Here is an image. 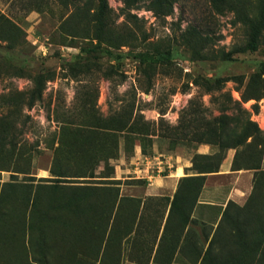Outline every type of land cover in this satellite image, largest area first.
<instances>
[{
  "label": "rangeland",
  "instance_id": "obj_1",
  "mask_svg": "<svg viewBox=\"0 0 264 264\" xmlns=\"http://www.w3.org/2000/svg\"><path fill=\"white\" fill-rule=\"evenodd\" d=\"M127 259L264 264V0H0V264Z\"/></svg>",
  "mask_w": 264,
  "mask_h": 264
},
{
  "label": "trees",
  "instance_id": "obj_2",
  "mask_svg": "<svg viewBox=\"0 0 264 264\" xmlns=\"http://www.w3.org/2000/svg\"><path fill=\"white\" fill-rule=\"evenodd\" d=\"M106 7V0H100V8L104 9ZM257 27V26H256ZM253 29V32L251 33L250 39L247 42V46L250 50H253L255 48L256 40H257V28ZM162 58V57H159Z\"/></svg>",
  "mask_w": 264,
  "mask_h": 264
},
{
  "label": "crops",
  "instance_id": "obj_3",
  "mask_svg": "<svg viewBox=\"0 0 264 264\" xmlns=\"http://www.w3.org/2000/svg\"><path fill=\"white\" fill-rule=\"evenodd\" d=\"M176 177H174L173 179H169L168 181H167V186L169 187L170 186V188H172L173 187V185H174V183H175V181H176V179H175ZM164 190H167V188H165ZM164 192H166V191H164ZM167 210H168V208H167ZM166 214H167V211L165 212V216H166ZM125 264H143V263H140V262H133V261H129L128 259L125 261ZM147 264H152V262H150V263H148L147 262ZM169 264H177L175 261H173V262H169Z\"/></svg>",
  "mask_w": 264,
  "mask_h": 264
}]
</instances>
